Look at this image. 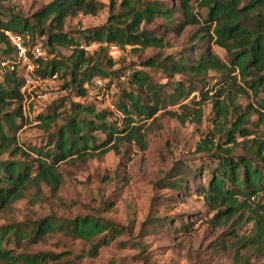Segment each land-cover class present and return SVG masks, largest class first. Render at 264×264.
Returning <instances> with one entry per match:
<instances>
[{"label":"rangeland","instance_id":"1","mask_svg":"<svg viewBox=\"0 0 264 264\" xmlns=\"http://www.w3.org/2000/svg\"><path fill=\"white\" fill-rule=\"evenodd\" d=\"M51 1L0 0V20L18 16L33 23L34 14ZM98 1L102 8L96 14L79 11L68 16L62 29L55 27V20L50 19L46 23L45 34L36 31L35 40L44 44L48 54L43 64L53 59L68 64L75 50V46L66 43L50 45L49 30L62 32L86 44L84 32L100 29L107 23L111 2ZM123 1L115 3L117 13L123 10ZM158 1L175 11L174 29H166L163 17H157L151 23L144 22L142 26L158 36H165L169 46L119 45L120 50L114 55L101 46L86 51L92 62L106 68L112 76L101 78L102 84L89 83L87 95L81 97L76 95V89L66 87L71 82V70L64 66L56 80L35 89L26 110L23 100L22 127L10 133L17 140L14 146L36 158L37 153H31V148L47 147L48 141L53 139L52 134L71 117L73 102L93 105L99 111L107 110L112 104L119 103L124 92L132 90H138L143 101L148 102L146 88H138L131 83L136 70L144 71L154 83L162 85L161 109L152 118L136 116L133 123L138 126L136 132L132 135L128 131L115 134L106 150L97 148L84 156L63 161L59 165L61 181L55 188L45 182H31L21 198L0 212V226L13 223L29 225L50 216L72 220L77 216L90 215L115 224L121 232L114 236L110 234L107 238L111 240L110 244L102 246L96 256L88 255L90 245L109 234L107 231L89 243L74 239L64 231H53L32 243L26 240L14 243L12 240L5 243L6 248L16 253L69 250L73 254L62 259L68 260L69 264H264V252L252 244H244L256 233V224L249 221L248 216H264V189L249 199L250 209L242 217L238 212L220 223L214 220L218 209L206 200L203 191L209 186L211 172L219 168L220 160L226 156L222 149L231 148V156L237 159L248 153L253 140L264 141V118L260 117L264 108L259 103L264 90L252 91L240 79L238 72L229 75L212 70L206 77L195 78L181 73L170 75L163 67L143 65L150 58L161 61L174 56L177 59L183 52L195 58L205 48L212 50L224 62L231 58L206 33L203 21L207 9L200 6L201 0L189 2L190 11L198 15L201 22L189 24L181 32L175 29L184 18L181 0ZM6 49L7 44L0 42V55L4 56ZM109 61L113 64L110 65ZM119 70L121 73H114ZM234 76H237V82ZM252 78L250 75L248 80ZM177 82H182L187 89L193 86L196 89L174 103L170 94L174 93L173 84ZM216 101L223 107H230L228 119L224 115L218 117ZM194 110H201V116H196ZM246 112L250 115L244 128L251 135L243 137L237 132L235 141L227 143L232 122ZM124 119L125 115L117 112L111 114L108 121L117 123L122 130L125 128ZM95 134L99 142L106 139L101 131ZM206 139L218 144L220 149L202 151L199 147ZM25 158L28 156L22 153L14 156L5 153L0 156V161ZM181 170L193 172L191 176H187L188 173L180 175L187 178L185 186L182 189L168 187ZM244 198L239 195L240 200ZM82 249L86 251L85 256L77 258L76 253ZM0 264L25 263L0 261Z\"/></svg>","mask_w":264,"mask_h":264},{"label":"trees","instance_id":"2","mask_svg":"<svg viewBox=\"0 0 264 264\" xmlns=\"http://www.w3.org/2000/svg\"><path fill=\"white\" fill-rule=\"evenodd\" d=\"M116 1L110 0V16L106 24L100 29L84 32V43L98 41L115 43L122 47L132 45L159 48L170 45V42L165 40V36L156 35L153 30L143 27L142 24L151 23L155 18L163 17L166 21V29H174L175 11L171 7L158 0H124L121 5L123 10L117 13ZM189 2L190 0H181L184 18L175 28L178 32L189 24L201 22V18L190 11ZM200 6L207 9V16L203 21L206 33L215 44L229 53L230 61L224 62L212 50L205 48L195 58L183 52L177 59L174 56H167L161 61L150 58L143 62V65L163 67L170 72V75L181 73L195 76V78L206 77L212 70L229 75L238 72L240 79L252 91L258 93L260 89L264 90V0H201ZM101 8L102 4L98 0H53L34 14L35 22L33 23L18 16L10 20L2 19L0 20V42L7 44L3 55L12 51L5 30L21 34L28 33L32 39H35L36 31L41 35L46 33V23L50 19L55 20V27L62 29L68 16L75 15L79 11L96 14ZM47 34L50 45L66 43L69 46H75V50L69 57L68 64L53 59L41 65L38 72L42 75L60 73L65 66L71 70V82L66 87H73L76 89V95L81 97L87 95L89 83H96L98 78L112 76L106 68L92 62V59L86 55V51L81 48L80 41L62 32H53L52 29ZM101 47L108 48L103 45ZM109 62L110 65L113 64ZM114 73H121V70ZM250 75L253 78L248 80ZM233 79L237 82V76ZM131 83L138 88H146L148 102L143 101L138 90L124 92L119 103L115 105L118 112L125 115L124 129L120 130L117 123L108 121L111 114L115 115L112 109L99 111L93 105L73 102L69 120L52 134L53 139L48 141L46 148H31V153H37V157L32 158V154H28L19 146H14L17 140L10 134L22 127L24 95L23 81L19 73L7 72L4 80L0 82V156L5 153L12 156L22 153L28 158L0 161V212L21 198L31 182H45L55 188L61 181L59 165L63 161L79 155L84 156L97 148L106 150L115 139V134L128 131L129 135H132L138 130V126L133 124L136 122V116L152 118L158 113L163 103L160 92L163 86L154 83L142 70H136L132 74ZM193 87L187 89L182 82L173 84L174 93L170 94L171 100L174 103L180 102L195 91L196 87ZM259 103L264 108V97ZM215 106L218 117L221 118L224 115L228 119L230 107H223L219 101L215 102ZM194 112H197L196 116L202 114L201 110H194ZM249 115L250 112H246L232 122V128L227 133V143L235 141L237 132L243 137L251 135L250 131L244 128ZM260 117L263 119L264 113L260 112ZM97 131L106 135L104 141L99 142L95 134ZM199 148L205 151L220 149V146L206 139ZM222 150L226 152V156L220 160L219 168L211 172L208 188L203 189L206 200L214 203V207L218 209L214 220L219 223L224 218H233L238 212H241L240 217H242L246 210L250 209L249 199L264 189V141L253 140L248 153L237 159L231 156V148L225 147ZM200 170L203 171V168ZM182 173H188L187 176H191L193 172L181 170L175 174L176 178L168 187L182 189L187 181L186 177L180 176ZM239 195L245 196L244 200H240ZM224 205L225 208H222ZM247 219L255 222L256 233L251 239L244 241L245 246L252 244L264 252V216L251 214ZM53 231H64L72 238H80L88 243L107 231L109 234L103 235L99 242L90 245L88 250L90 256H96L102 246L110 244L111 240L107 239L110 234L114 236L121 232L115 224L90 215L77 216L72 220H60L50 216L33 221L29 225L21 223L3 225L0 226V261L25 264H69L68 260H62L73 254L69 250L16 253L6 248L5 243L12 240L14 243H21L23 240L32 243ZM80 251L76 253V256L81 259L86 251L84 249Z\"/></svg>","mask_w":264,"mask_h":264},{"label":"built area","instance_id":"3","mask_svg":"<svg viewBox=\"0 0 264 264\" xmlns=\"http://www.w3.org/2000/svg\"><path fill=\"white\" fill-rule=\"evenodd\" d=\"M9 46L12 51L7 55H0V82L4 80L7 72L19 73L23 81L22 92L24 95V109L28 107L29 97L36 92V88H42L43 84H50L51 81L59 77V72H53L48 75H42L38 72L44 60L48 59V54L44 44L32 39L29 34H21L11 30H5ZM101 45L109 48L114 55L120 50V46L115 43L94 41L90 44H82L81 48L89 51L92 48L100 47ZM22 70V74H20ZM96 83L102 84V79H96ZM27 104V105H26ZM110 108L117 113L115 105L112 104Z\"/></svg>","mask_w":264,"mask_h":264}]
</instances>
